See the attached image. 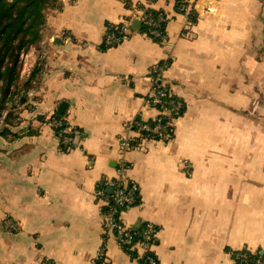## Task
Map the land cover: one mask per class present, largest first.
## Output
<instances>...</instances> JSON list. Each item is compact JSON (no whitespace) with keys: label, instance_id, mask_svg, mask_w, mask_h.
<instances>
[{"label":"crops","instance_id":"0c3cea01","mask_svg":"<svg viewBox=\"0 0 264 264\" xmlns=\"http://www.w3.org/2000/svg\"><path fill=\"white\" fill-rule=\"evenodd\" d=\"M128 1L57 0L45 14L34 46L45 40L47 55L26 84L35 100L0 135V264H91L99 251L100 264H138L147 250L160 264H236L264 252V0H212L215 13L188 28L174 13L164 44L133 21L174 0ZM124 19L130 38L104 49L108 24ZM167 59L164 85L185 111L168 122L172 137L123 155L124 125L159 116L148 73ZM63 102L62 119L83 133L76 148L48 125ZM122 156L138 202L121 220L153 225L147 248L123 250L104 229L100 191L111 192Z\"/></svg>","mask_w":264,"mask_h":264},{"label":"built area","instance_id":"2783aa9c","mask_svg":"<svg viewBox=\"0 0 264 264\" xmlns=\"http://www.w3.org/2000/svg\"><path fill=\"white\" fill-rule=\"evenodd\" d=\"M182 13L188 19L184 21V26L188 28L190 25L189 15H197V13L212 15L215 13V9L212 5V0H182ZM203 4V8L200 12V5ZM139 16L136 18L139 22L147 23L149 29L148 34L163 39L166 35L167 24L173 19L171 14H168L166 10H159L155 20H152L150 16L146 15V10L138 11ZM120 25L118 33L107 32L103 39V46L105 48H111L115 45L122 43L129 39L130 35V20L124 19L117 23ZM47 46V42L44 40ZM42 42L40 50L34 45L29 46L27 49H22L18 55L17 61V79L8 86L7 92L2 94L0 82V130L5 126V120L11 112L19 111L25 104L24 101L35 100V90L33 88H27L26 84L31 82L32 85L35 82L32 80L33 71L38 64V57L45 58L48 51L45 43ZM47 65H43V69L46 70ZM165 68L157 67L156 64L151 67L148 73V88L149 96L147 102L151 106L163 105L161 99L165 95V92L157 90L156 84L158 82L164 83ZM181 104L176 105V109H179ZM162 118L170 114V110L163 109L158 111ZM136 119L127 122L123 131L125 136L119 141V146L124 155L139 146L143 139H140V132L144 130L157 135L159 139L165 138L164 128L157 124L154 127H150L147 124L138 127L134 130ZM48 125L51 128L53 134L59 139L61 145L65 148H76L83 139V133L71 126L64 119L52 118L48 121ZM127 162L122 159L119 162L117 169V175L114 180L109 184L111 192L107 193L105 189L100 191V197L104 202L106 211L104 217V229L106 233L112 234L116 237L118 245L126 250L132 248L137 243H142L147 246H151L154 240V227L152 224H146L145 228L131 229L125 226L121 220V212L129 207L135 206L138 202V188L137 185L131 183L126 179ZM7 227L14 228V224L10 220L5 221ZM102 251H99L91 264H99L102 260ZM138 264H160L149 250L145 251L141 256L137 258ZM237 264H264V252L261 255H252L250 253H239L236 257Z\"/></svg>","mask_w":264,"mask_h":264},{"label":"trees","instance_id":"16d2710c","mask_svg":"<svg viewBox=\"0 0 264 264\" xmlns=\"http://www.w3.org/2000/svg\"><path fill=\"white\" fill-rule=\"evenodd\" d=\"M57 0H0V82L2 83L1 89L5 90L7 86L12 84L17 79V61L19 52L22 49H27L31 45H35L41 39L40 30L45 23V14L48 9L56 6ZM126 6L130 3L125 0ZM174 6L172 11H168V14L173 15L174 13H182L181 7L183 6L182 0H174ZM159 10L146 9L145 14L150 16L152 20H155L157 12ZM191 22H195L196 16L189 15ZM133 28V27H132ZM130 29V33L134 31ZM147 23H140L139 31L146 32L150 38L153 40L164 44L167 36L163 39L155 38L148 34ZM120 30L119 24H108L107 32L118 33ZM131 35H129L130 38ZM117 46V45H115ZM104 47V46H103ZM104 49H107L104 47ZM171 64V59L163 60L156 64L157 67L168 68ZM157 90L165 92V95L161 97L163 105L151 106L158 111L167 109L170 110V114L164 118L162 116H157L154 120L146 121L142 117L136 118V124L134 130L138 127L148 125L154 127L157 124L164 128V134L167 137H172L171 126L168 122L171 119L179 118L183 115L186 105L182 99L176 95L171 94L169 85H164L162 82L156 84ZM181 104L179 109H176L177 104ZM30 104L25 103L22 109L28 107ZM62 115L56 113L54 115L55 119H62ZM50 118V119H52ZM39 120H42L39 118ZM16 117L14 112H11L5 120V130L1 132L0 135H4L5 132H10L8 128L15 127ZM76 128V127H75ZM3 129V128H2ZM78 129V128H77ZM13 135V134H12ZM140 139H153L159 140L157 135L150 132L141 130ZM129 167V165L127 166ZM106 211V209H105ZM102 260H100L99 264ZM237 264V263H236Z\"/></svg>","mask_w":264,"mask_h":264},{"label":"water","instance_id":"95a60500","mask_svg":"<svg viewBox=\"0 0 264 264\" xmlns=\"http://www.w3.org/2000/svg\"><path fill=\"white\" fill-rule=\"evenodd\" d=\"M139 24H140L139 21L134 20V21H133V28L138 29ZM66 106H67V104H66L65 102H63V103L60 105L58 112H59L60 114H62V113L65 111Z\"/></svg>","mask_w":264,"mask_h":264},{"label":"rangeland","instance_id":"374dc122","mask_svg":"<svg viewBox=\"0 0 264 264\" xmlns=\"http://www.w3.org/2000/svg\"><path fill=\"white\" fill-rule=\"evenodd\" d=\"M196 16H198V15H196ZM2 92V91H1ZM24 102H26V101H24ZM22 109V108H21ZM132 121V120H131ZM130 122V121H129Z\"/></svg>","mask_w":264,"mask_h":264}]
</instances>
